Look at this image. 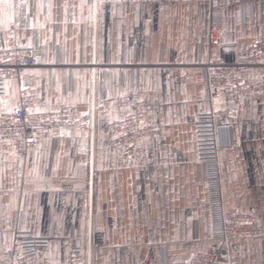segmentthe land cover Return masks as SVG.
<instances>
[{"label": "crops", "instance_id": "0c3cea01", "mask_svg": "<svg viewBox=\"0 0 264 264\" xmlns=\"http://www.w3.org/2000/svg\"><path fill=\"white\" fill-rule=\"evenodd\" d=\"M221 13L222 44L209 47L211 12ZM264 38V0H0V49L37 53L27 68L34 109L94 105L91 264H169L215 243L207 164L199 157L195 117L225 106L210 97L204 63L233 62ZM255 68L248 79H258ZM0 114L19 100L5 77ZM135 93L146 102L153 133L141 153L112 144L110 124L133 110L119 103ZM237 101L218 119L224 204L252 211L259 236L237 239L219 264H264V89ZM92 121V117H91ZM91 122L39 137L24 154L0 142V254L16 230L45 237L35 264L68 262L72 245L89 238Z\"/></svg>", "mask_w": 264, "mask_h": 264}, {"label": "built area", "instance_id": "2783aa9c", "mask_svg": "<svg viewBox=\"0 0 264 264\" xmlns=\"http://www.w3.org/2000/svg\"><path fill=\"white\" fill-rule=\"evenodd\" d=\"M223 32L221 13L213 9L208 31L209 47L221 46ZM40 62L37 53L14 43L0 49V91L5 77L15 78L19 89L17 106L0 114V142L10 144L19 154L35 147L39 137L63 134L77 125H89L91 122V113L83 112L73 104H63L51 111L34 109L38 93L26 82L25 71ZM252 67L259 76L255 81L248 79ZM204 70L208 95L227 97L223 108L211 109L195 117L199 157L207 164L215 243L195 252L188 260L169 264H219L229 255V248L237 239L263 233L254 212L228 208L224 204L220 162L223 145L218 119L230 114L237 105V101L229 96H245L264 89V38H258L242 49L236 61L208 60L204 63ZM119 103L131 104L133 110L110 124L116 133L112 144L123 149L126 157H137L141 153V140L154 131L144 123L146 102L130 93L121 96ZM47 244V238L17 229L12 246L0 254V264H35L38 250ZM58 264H87V253L80 246L72 245L68 262Z\"/></svg>", "mask_w": 264, "mask_h": 264}, {"label": "water", "instance_id": "95a60500", "mask_svg": "<svg viewBox=\"0 0 264 264\" xmlns=\"http://www.w3.org/2000/svg\"><path fill=\"white\" fill-rule=\"evenodd\" d=\"M92 121H91V137H90V149H91V176H90V203H89V238H88V250H87V264H91V213H92V200H93V145H94V125H93V117H94V105L92 109Z\"/></svg>", "mask_w": 264, "mask_h": 264}]
</instances>
